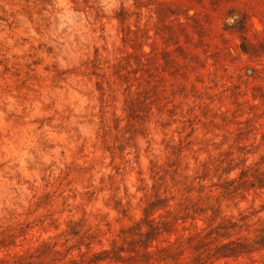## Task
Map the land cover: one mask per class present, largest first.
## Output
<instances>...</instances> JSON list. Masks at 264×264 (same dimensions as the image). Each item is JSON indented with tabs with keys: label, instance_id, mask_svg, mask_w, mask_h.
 <instances>
[{
	"label": "rangeland",
	"instance_id": "obj_1",
	"mask_svg": "<svg viewBox=\"0 0 264 264\" xmlns=\"http://www.w3.org/2000/svg\"><path fill=\"white\" fill-rule=\"evenodd\" d=\"M0 264H264V0H0Z\"/></svg>",
	"mask_w": 264,
	"mask_h": 264
}]
</instances>
